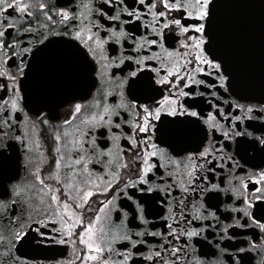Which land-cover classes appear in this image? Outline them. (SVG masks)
Segmentation results:
<instances>
[{
  "label": "snow or ice",
  "instance_id": "snow-or-ice-1",
  "mask_svg": "<svg viewBox=\"0 0 264 264\" xmlns=\"http://www.w3.org/2000/svg\"><path fill=\"white\" fill-rule=\"evenodd\" d=\"M213 19V0H100L99 4L94 0H66L63 5L60 0H0V61L15 67V74L0 67V78L7 81H0V91L7 94L0 96L4 124L10 125L14 114L23 111L19 78H27L29 65L24 57L32 47L25 44L21 49V41L37 33L42 36L50 24L63 26L70 54L99 80L91 98L70 106L68 118L61 124L53 126L43 112L38 113L32 130L35 133L37 125L48 129L49 148L39 137H28L25 143V138L17 135L28 152L27 179L13 183L10 190L5 188L9 200L0 201V208L7 210L9 204L14 207L20 203L33 209L37 218L9 213L12 226L5 229L7 235L0 234V264H28L20 255L19 245L25 242L38 249L51 244L71 245L75 260L68 264H188V242L202 234L192 221L215 220L217 213L209 209L221 193L228 201L233 197L241 201L224 207L242 212L252 221L259 229L253 240L257 236L260 239L250 247L258 255L264 251V135L244 139L253 132L240 128V124L256 118L262 123H247L246 128L264 130V100L245 105L219 91L235 92L236 85L227 60L215 47ZM132 21L138 22L137 29L145 30L139 42L122 26ZM13 32L19 38H13ZM124 38L135 44L132 50L137 56L126 59L135 61L136 67L128 65V76L118 79L109 69L124 64V58L110 55L106 44H121ZM146 47L151 57L143 54ZM17 56L19 64L12 61L9 65ZM149 59L157 65L147 63ZM144 69H150L155 77L145 76ZM203 76L214 77V82ZM125 83L130 93L140 86L152 94L144 103L137 97L126 99ZM116 88L121 90V99L110 101L109 89ZM205 97L213 99L206 101ZM200 105L209 108L207 115ZM219 117L227 120V127ZM193 136L199 137L195 148L173 147L174 142ZM221 137L236 143L235 155ZM122 138L126 143H121ZM93 162L101 168L90 167ZM221 172L224 180L216 183L210 179ZM149 173L158 175L161 183H155ZM165 175L171 179L165 180ZM137 190L162 192L161 205L170 201L166 219L173 222L168 224V232H133L128 227V213L117 201L121 197L134 200ZM189 193H199L201 201L185 203ZM136 208L144 221L143 205L136 201ZM189 208L194 213L191 217L184 214ZM240 220L237 217L234 226L248 227L247 221L241 224ZM181 222L186 227H181ZM34 225L36 231L29 236ZM148 235L161 237L163 242L142 239ZM224 235H228L227 229ZM181 236L185 238L183 244L173 243ZM150 243L152 246L147 247ZM259 264H264V257Z\"/></svg>",
  "mask_w": 264,
  "mask_h": 264
},
{
  "label": "flooded vegetation",
  "instance_id": "flooded-vegetation-1",
  "mask_svg": "<svg viewBox=\"0 0 264 264\" xmlns=\"http://www.w3.org/2000/svg\"><path fill=\"white\" fill-rule=\"evenodd\" d=\"M66 2V0H60V3L63 5ZM75 3H79L80 0H74ZM86 2V0H85ZM95 3L99 4L100 0H94ZM128 3H132V0H127ZM55 19V17H54ZM112 23H120V22H112ZM138 22L132 21L130 23L122 24L123 27L128 29L132 35L136 37V41L139 42L141 37L145 36V30L143 28H136V24ZM11 31V30H9ZM43 35H39L38 33L33 36L29 35L27 39H24L21 41V49L24 47L25 44H28L32 47V51L30 54H26L24 57L25 63L30 64L31 60L35 56V54L38 52V50L43 47L47 42H49L51 39L55 38H63L68 40V36L64 34V28L60 24L56 25H49V28L47 30H42ZM13 38H19L18 34L13 32ZM148 38H151V35L149 33ZM42 41V42H38ZM172 47H175L176 45L173 43L171 45ZM135 44L132 40L128 38H124L121 41V44H113L111 41L106 44V48L108 49V53L112 56H120L121 58H124V64L119 65V67L112 66L109 69V74L116 73L117 78H123L127 77L129 71L131 70L128 65H131V68L134 69L136 67L135 61L126 59L129 56H137V53L133 51ZM112 48H115L116 51L113 52ZM154 50H157L154 48ZM143 54L151 57L152 53L147 50V47L143 50ZM20 57H13L12 60L9 61V65H12V61H15V64H19ZM147 63H151L154 66L157 65L156 61H153L149 59L146 61ZM0 67H5L6 71H10L13 74H15V67L14 66H5L3 61H0ZM28 68L25 69V71ZM122 69V71H121ZM144 75H152L155 77V73L151 72L150 69H144L143 70ZM92 79H91V85L90 90L87 94L81 95L80 97L68 101L64 103L62 106H60L57 111L48 113L46 110H42L40 112H43L47 118L50 120L51 125H59L62 123L64 119L68 118L69 115V108L76 102H83V100H88L91 98V96L95 93L96 87L99 85V80L96 78L94 73H91ZM139 75V73H138ZM202 78L208 80L209 82H214V77L212 76H203ZM20 79V90H21V96H22V87L24 83V78ZM135 79V78H130ZM0 81H3L7 83L6 79L0 78ZM112 92V95L109 97V100L111 101L113 98L115 100H120L121 96L119 95L120 89L116 88L115 90L109 89ZM212 89H208V91H211ZM225 97H227L229 100H239L240 103H243L245 105L253 104L258 105L261 102L256 100H250V99H239L241 95L235 90V92H232L231 90L229 92H225L224 89L219 90ZM123 93L124 97L126 99H132L133 97L139 98V101L141 103L146 102V97L151 95L152 93L144 89L143 87L137 86L136 88L131 90V93L129 92L128 84L125 83L123 87ZM7 95L0 91V96ZM211 97H205L206 101H210ZM223 103V101H220ZM21 105L23 108V111L16 112L15 119L11 121L10 125L4 124V115L3 113H0V160L3 161V166L0 167V201L8 202L9 197H6L4 195L5 188L11 189V185L13 183H16L17 181H25L27 179L26 177V170L25 165L28 159V152L21 144L20 140H17V135L21 136L22 138H25V143H27V138L31 137L32 139H36L39 137L40 142L44 145V147L47 149L51 145V141L48 138L49 132L48 129L37 125L35 133H33L32 130V124L36 121L38 112L35 114L34 112L30 111L33 110L31 106L28 103H24V100L22 99ZM225 110L229 111L227 105H224ZM200 109L202 110L204 115H207V112L209 111V108H207L205 105H200ZM233 113H237L236 109H230ZM238 114V113H237ZM221 123L224 124L225 127H227V120L223 117L218 118ZM230 119V117H229ZM247 123H252L253 125H258L262 123L260 120L253 118L251 121H246L244 124H240V128L242 130L251 131L253 132L252 137L245 136L244 139L251 140L257 136L264 135V130H256L255 128H246ZM118 131V130H117ZM217 137H220V133H216ZM239 139V138H237ZM222 142L225 144H228L231 147V155H235L237 145L234 141H228L223 140L221 137ZM101 143H103V138L100 140ZM199 142L198 136H193L188 139L179 140L174 142L173 147H175L177 150L180 149H188L191 150L196 147V145ZM121 143H126V140L123 138L121 139ZM249 155H252L251 152H249ZM162 163V162H161ZM242 163V162H241ZM90 167H93L97 170L101 168V165L96 164L93 162ZM227 171V169H225ZM159 172H164V169H159ZM149 177L155 181V183L160 184L161 180L159 176H154L152 173L148 174ZM11 178V179H10ZM171 179L170 177L165 175V180ZM210 179L213 182L219 183L221 180L225 179L224 172H221L219 175H212L210 176ZM150 185H145V187H148ZM251 186V185H250ZM128 191H133L132 188H129ZM173 195L175 196L176 200H179V195H176V192L174 191ZM227 195H231L229 192ZM164 194L153 192V193H141L138 190L135 191V199L134 200H128L127 198L121 197L117 202L121 205V208L123 210H126L128 213L127 216V224L128 227L133 230V232L136 231H143L144 229H149L152 231L157 232H168V224L172 223L173 221L166 217H168V208L167 204L170 202L169 200L165 201L164 205H161L159 203V199L162 198ZM145 197H152V199H145ZM201 197L199 196V193H189L188 199L185 201V203H188L189 205L193 203H198L201 201ZM136 201H138L140 204L144 207V221H141L139 219V213L137 212L136 208ZM206 206L207 202L205 201ZM226 203H241V201L237 200L236 197L232 198V201L227 200V196L224 193L220 194L219 201L213 200L211 202L212 207L209 209L211 211H215L217 213V218L215 220H212L210 217L206 220H193L192 226L196 227L197 229L202 230V234L192 238L191 241L188 242V253L189 257L191 258L188 262V264H196L197 261H199V264H218V262H222V264H259V261L262 257H264V251L260 252V255L257 254V250H253L250 245L253 243L259 244V236H257V239L253 240V234L259 233V229L255 228L252 224V221L249 220L247 217L243 215L242 212L233 211L231 209H226L224 205ZM13 213L15 217H20L23 215V217L27 218L29 214L32 215L33 219H36L37 216L35 214V211L33 209L28 208L27 206H23L20 203H17L14 207L9 204V207L7 210L0 208V215H3L5 219L0 220V234L7 235V232L5 231L6 228H10L11 221L9 219V213ZM179 214V213H178ZM185 215H188L189 217L193 216L194 213L191 211V208L184 211ZM237 217H240L241 224H243L245 221L248 223V227H238L235 225V219ZM43 225V221L41 222V226ZM205 225H211L210 227L205 228ZM230 225H233L232 227H229ZM181 227H186V225L181 222ZM37 226L32 227V232L29 233V236L35 233ZM227 229L228 235H224V230ZM45 231H50V228H45ZM142 239L155 242V241H162L161 237H156L152 235H148L143 237ZM170 239V238H169ZM185 238L181 236L179 241H173V243H176L177 245L183 244ZM163 242V241H162ZM119 246V245H117ZM152 244L150 243L147 245V247H151ZM20 247V255L22 259H26L28 261V264H59V262L64 261L65 264H68L69 261L75 260V258L71 255V245H59V244H51L44 246L43 248H35L28 246L27 242L19 245ZM224 249V252L221 253V249ZM243 249L244 251H241ZM229 257L231 259H229Z\"/></svg>",
  "mask_w": 264,
  "mask_h": 264
},
{
  "label": "water",
  "instance_id": "water-1",
  "mask_svg": "<svg viewBox=\"0 0 264 264\" xmlns=\"http://www.w3.org/2000/svg\"><path fill=\"white\" fill-rule=\"evenodd\" d=\"M212 31L217 51L227 60L237 92L264 100V0H213ZM63 38L51 39L26 70L22 97L37 114L52 113L90 90V68L73 57Z\"/></svg>",
  "mask_w": 264,
  "mask_h": 264
}]
</instances>
